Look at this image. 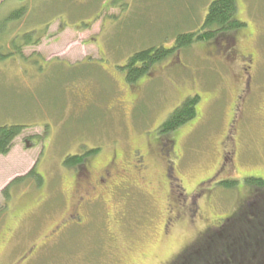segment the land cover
I'll use <instances>...</instances> for the list:
<instances>
[{
	"label": "rangeland",
	"instance_id": "obj_1",
	"mask_svg": "<svg viewBox=\"0 0 264 264\" xmlns=\"http://www.w3.org/2000/svg\"><path fill=\"white\" fill-rule=\"evenodd\" d=\"M214 1L0 0V127L26 128L0 157V264H170L249 202L245 178L264 177V0H238L239 19L257 32L260 60L245 105L229 65L208 54L205 42L173 53L137 85L122 70L135 53L171 48L179 34L199 32ZM22 9L21 19L7 21ZM195 96L198 117L171 136L179 135L189 194L218 169L235 112L238 118L230 179L240 182L231 191L215 184L202 197L206 225L184 223L165 235V196L152 175L153 185L142 178L123 184L82 209L84 226L55 233L73 201L76 170L66 168L68 157L99 149L94 159L104 163L114 149L126 155L145 148ZM33 169L41 184L30 178ZM113 214L117 227L108 220Z\"/></svg>",
	"mask_w": 264,
	"mask_h": 264
},
{
	"label": "flooded vegetation",
	"instance_id": "obj_2",
	"mask_svg": "<svg viewBox=\"0 0 264 264\" xmlns=\"http://www.w3.org/2000/svg\"><path fill=\"white\" fill-rule=\"evenodd\" d=\"M257 37L256 30L245 23V26L235 33L225 35L219 42L214 41L205 46L207 53H212V57H215L216 61L229 65L231 73L234 74V79L241 86L237 97L241 105H245L253 97V82L260 63L256 51L253 50L257 43ZM244 45H249L250 48L244 47ZM236 116L237 113L235 112L227 135V137L229 136L228 141L231 139V143L228 149H226L225 142L223 143L224 150L218 169L210 178L198 184L194 192L190 194L184 187L180 172L184 153L180 146L179 135L175 139L171 137L172 135L176 136L177 132L168 137H162L163 140L157 136L151 143L146 144L145 148L139 147L138 150L132 148L126 155L114 149L110 158L104 163H99L94 159L102 154V150L99 149L79 155L87 157L82 167L74 169L76 173L74 174L72 191L73 201L66 216L60 225L56 227L55 233L62 225L66 224L68 225L67 228L84 226L85 216L82 209L95 204V202H105L107 196H114L115 192L119 193L123 184H130L137 178H142L144 181L149 180V185H153L152 175L156 176L154 188L157 194H164L166 199H164L165 220L163 224L165 235H168L175 228H180L184 223L193 228H196L199 224L206 225L208 218L202 205L204 201L202 197L212 191L215 184L224 181L222 176L230 179L233 174L237 173L233 164L234 156H236L235 137L238 135V131H233L236 130L238 123V118L234 120ZM232 131L233 134L231 135ZM228 150H231L230 153H228ZM229 154L232 156L230 161ZM158 173H161V175L158 176ZM116 218L117 216L114 214L108 216L110 224L115 227L119 226ZM223 226V224L220 227L214 225L212 228H223ZM208 228H211V226H208ZM10 230L8 229L7 233H10ZM216 231L211 230L209 233L206 231L207 233L202 235L192 247L184 250L170 264H181L183 262L192 264L194 258L191 257V254L195 253L197 249L203 248L202 245L206 243V239ZM32 253L30 251L28 255ZM26 258L22 259L21 263ZM183 259L184 261H182Z\"/></svg>",
	"mask_w": 264,
	"mask_h": 264
},
{
	"label": "trees",
	"instance_id": "obj_3",
	"mask_svg": "<svg viewBox=\"0 0 264 264\" xmlns=\"http://www.w3.org/2000/svg\"><path fill=\"white\" fill-rule=\"evenodd\" d=\"M23 12V9L13 12L7 21L21 19ZM244 26L245 23L238 17V0H216L209 6L207 16L199 32L179 34L171 48L162 46L135 53L122 68L126 74V81L130 86L137 85L140 80L151 73L155 65L163 62L173 53L186 49L196 42L207 44L214 41L219 42L225 35L235 33ZM31 35H25V46L33 45L31 42L34 38L32 39ZM15 48L19 50L20 46L15 45ZM198 103L199 97L188 98L161 125L157 131L158 136L168 137L193 122L198 117ZM25 129L20 125L0 127V157L10 153L14 142ZM86 157L71 156L65 160L64 164L66 168L70 169L82 167ZM30 178L37 184H41L43 181V177L35 169L31 171ZM245 179L244 183L253 190L249 199L251 203L248 204V202L247 206L244 205L235 214L226 218L223 228L212 233L206 239V243L202 245L203 248L197 249L195 253L191 254V257L194 258L192 264H264V178L255 176ZM239 182L228 179L227 182L224 180L215 186L231 191L239 185ZM4 194L6 200H9V188ZM181 264H185V262Z\"/></svg>",
	"mask_w": 264,
	"mask_h": 264
}]
</instances>
